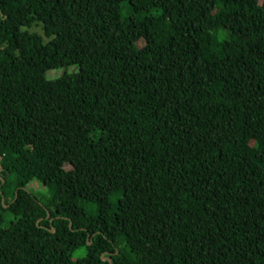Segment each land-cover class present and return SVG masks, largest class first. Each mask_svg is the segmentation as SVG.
Instances as JSON below:
<instances>
[{"label": "trees", "instance_id": "obj_1", "mask_svg": "<svg viewBox=\"0 0 264 264\" xmlns=\"http://www.w3.org/2000/svg\"><path fill=\"white\" fill-rule=\"evenodd\" d=\"M0 157V264H264V0H0Z\"/></svg>", "mask_w": 264, "mask_h": 264}, {"label": "rangeland", "instance_id": "obj_2", "mask_svg": "<svg viewBox=\"0 0 264 264\" xmlns=\"http://www.w3.org/2000/svg\"><path fill=\"white\" fill-rule=\"evenodd\" d=\"M31 32L38 33L42 35V26L40 24H35L31 29H29ZM263 32L262 30H258L256 33L252 35H240V34H233L227 30H220L219 31V37L220 39H228L235 43L236 45H253L255 44L262 36ZM77 71V66H72L68 72H76ZM65 72V69L60 68V69H54L50 70L47 72V77L50 80L57 79L61 77ZM69 169L70 166H67ZM29 188L32 190V192L39 194L38 191L41 188L38 186L36 183H31L29 184Z\"/></svg>", "mask_w": 264, "mask_h": 264}, {"label": "water", "instance_id": "obj_3", "mask_svg": "<svg viewBox=\"0 0 264 264\" xmlns=\"http://www.w3.org/2000/svg\"><path fill=\"white\" fill-rule=\"evenodd\" d=\"M0 160H1V157H0ZM2 170V167L0 166V171Z\"/></svg>", "mask_w": 264, "mask_h": 264}]
</instances>
